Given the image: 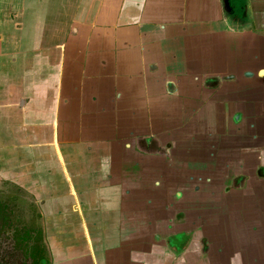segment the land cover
<instances>
[{"label": "crops", "instance_id": "0c3cea01", "mask_svg": "<svg viewBox=\"0 0 264 264\" xmlns=\"http://www.w3.org/2000/svg\"><path fill=\"white\" fill-rule=\"evenodd\" d=\"M67 1L0 0V264H261L264 0Z\"/></svg>", "mask_w": 264, "mask_h": 264}, {"label": "rangeland", "instance_id": "374dc122", "mask_svg": "<svg viewBox=\"0 0 264 264\" xmlns=\"http://www.w3.org/2000/svg\"><path fill=\"white\" fill-rule=\"evenodd\" d=\"M57 2H58V0H51L50 5H49V9H48V13L46 14L47 15L46 16V20H42L40 16H36V17H39L42 20L41 24L40 25L35 24V28H33L31 26L29 28L31 30H33V31H37L38 30V27H40L41 25H43L45 27V24H46V30H49L50 28L52 30V27H53L52 25L53 24L58 27L59 24H57L58 22H57V13H56V11L58 10L59 4ZM76 2H78V1L77 0H68L67 1V7H68V11L69 12L73 10L71 8L74 7V5L76 4ZM62 7H63V5H62ZM64 11H66V10H64ZM64 11H62V13ZM72 25H73V23L71 21L70 24H69V28H71ZM48 36H49V34H48ZM229 184H231V182H229ZM229 187H231V185ZM263 208L264 207H262L261 211L263 210ZM262 214L264 215L263 212H262ZM227 232H228V234H227ZM227 232H226V235H228V237H229L230 236V233H229V231H227ZM1 236H2V231L0 229V237ZM251 248H252V246H251ZM0 249H1V247H0ZM3 251H7V250H3ZM0 252H2V251L0 250ZM5 253H7V252H5ZM250 254L251 255L259 254L260 257H261L260 263L263 264V262H262L263 261V258H264V249L263 248H260V250H258V252H256V253H254V250H251V253ZM252 262H253V260H252Z\"/></svg>", "mask_w": 264, "mask_h": 264}]
</instances>
